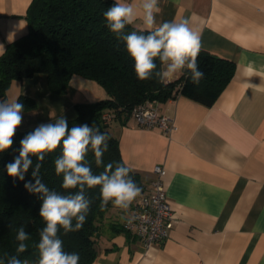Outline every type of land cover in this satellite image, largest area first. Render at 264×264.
I'll use <instances>...</instances> for the list:
<instances>
[{"label": "crops", "instance_id": "1", "mask_svg": "<svg viewBox=\"0 0 264 264\" xmlns=\"http://www.w3.org/2000/svg\"><path fill=\"white\" fill-rule=\"evenodd\" d=\"M29 3L0 0V52L27 32ZM158 6L157 24L190 18L202 48L233 60L235 71L211 106L180 95L157 101L177 126L169 136L130 116L110 122L124 163L145 186L154 165L165 167L174 224L166 239L144 247L122 226L133 203L127 210L113 206L101 220L93 264H264V0H160ZM134 26L144 29L140 20ZM20 95L38 107L23 113L18 130L62 115L74 119L75 104L107 97L101 85L77 74L63 96L53 94L42 72L12 80L0 100Z\"/></svg>", "mask_w": 264, "mask_h": 264}, {"label": "trees", "instance_id": "2", "mask_svg": "<svg viewBox=\"0 0 264 264\" xmlns=\"http://www.w3.org/2000/svg\"><path fill=\"white\" fill-rule=\"evenodd\" d=\"M113 3L114 0H30L25 14L27 32L8 42L0 54V97H5L12 80L28 78L37 72L46 74L48 89L59 96L66 93L69 81L75 74L97 82L104 88L107 97L91 103L75 104L77 115L68 120L69 127L87 123L107 133L109 149L104 154V164L115 162L128 167L121 157L118 138L108 129L110 123H101L103 112L111 111L113 119L121 115L126 117L134 105L146 99L162 102L179 95L211 106L231 80L236 64L233 60L216 56L202 48L197 63L205 76L199 84L192 82L187 71L180 73L171 82L161 83L155 76L146 81L138 80L124 43L105 24L103 13ZM133 30L144 29L134 25L125 29L126 32ZM156 63L157 70H160L159 60ZM18 101L25 105L24 112L38 107L35 100L24 95H20ZM33 129L17 130L13 149L19 148L21 138ZM60 153L61 148L58 147L41 162L42 182L62 194L75 193L78 188L63 189L62 175L57 176L55 173L54 161ZM16 155L18 153L13 150L0 153V258L4 253L15 254V229L23 225L30 240L27 241L28 250L20 254V258L26 259L28 264H38L35 245L44 226L39 216L41 201L24 188V183L32 178L31 169L25 175V181L8 176L5 165ZM32 159L34 166L38 161L35 157ZM86 159L94 174L104 171L103 165H95L91 151ZM130 170V177L143 190L145 185L140 174ZM86 196L92 203L83 227L67 234L61 229L58 234L63 240L65 251L79 254V264L95 262L101 220L114 206L109 202L101 210L99 186L86 188Z\"/></svg>", "mask_w": 264, "mask_h": 264}, {"label": "clouds", "instance_id": "3", "mask_svg": "<svg viewBox=\"0 0 264 264\" xmlns=\"http://www.w3.org/2000/svg\"><path fill=\"white\" fill-rule=\"evenodd\" d=\"M159 2L141 0L137 7L134 0H114L103 13L106 27L124 43L138 80L146 81L155 76L161 83L171 82L178 73L187 71L192 82L199 84L205 76L197 63L202 49L200 31L190 26V18L157 24L156 16L161 12ZM138 20L144 25L143 31H125L127 26L134 25ZM157 60L160 70H157ZM24 108L18 98L0 100V153L9 150L18 153L5 165L8 176L14 180L25 181V175L29 169L32 170V178L24 183V188L41 201L39 216L44 226L35 245L38 264H79V254L65 251L58 234L61 229L67 234L83 227L92 203L86 196V188L99 186L101 210L109 202L127 210L142 189L130 177L128 167L115 162L104 164L103 157L109 149L107 133L87 123L69 127L65 115L54 122L37 125L21 138L19 148L13 149L16 132L23 122ZM58 147L61 153L54 161L55 173L62 175V188H78L75 193L62 194L42 182L41 162ZM89 151L94 154L95 165L104 167L100 174L93 173L86 159ZM33 157L38 161L34 166ZM15 231V254L4 253L0 264H28L26 259L20 258V254L28 250L30 235L23 225Z\"/></svg>", "mask_w": 264, "mask_h": 264}, {"label": "built area", "instance_id": "4", "mask_svg": "<svg viewBox=\"0 0 264 264\" xmlns=\"http://www.w3.org/2000/svg\"><path fill=\"white\" fill-rule=\"evenodd\" d=\"M129 116L138 125L158 128L168 136L177 128L171 116L159 112L156 100L146 99L134 105ZM113 117L111 111H105L101 115V123L108 125ZM152 171L155 177L133 202L122 223L124 230L134 234L144 247L166 239L174 224L163 180L166 169L156 164Z\"/></svg>", "mask_w": 264, "mask_h": 264}]
</instances>
